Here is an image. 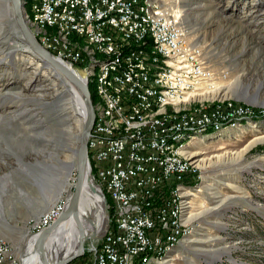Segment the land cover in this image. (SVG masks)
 <instances>
[{
	"label": "rangeland",
	"instance_id": "374dc122",
	"mask_svg": "<svg viewBox=\"0 0 264 264\" xmlns=\"http://www.w3.org/2000/svg\"><path fill=\"white\" fill-rule=\"evenodd\" d=\"M157 2L173 11L184 29L186 40L201 48L205 59L204 74L207 76L205 83L214 84L213 90L199 96L187 107L199 112L200 108L211 109L215 105L221 106V103L224 106L240 103L253 110H264V0ZM26 10L23 3V14ZM26 22L35 36L34 26ZM0 32V42L10 47V40ZM69 41L74 44V40ZM5 55L0 47V59ZM6 61L0 63L1 115L14 118L16 110L33 105L42 112L46 106L29 97L41 99L43 95L44 99L55 102L58 92L66 87L68 102L64 106L69 108L71 116V128L63 131L69 139V151L66 148L49 149L51 146L41 148L34 134L42 128L33 112H25L13 119L15 132H3L0 127V252L3 246L9 250L7 245L10 242V252L21 264L19 251L21 246L25 250L27 234L32 230L28 221L43 214L44 208L57 199L51 180L55 167L61 163L52 157L62 158L65 153L73 155L74 136L83 116L78 114L81 111L76 112L72 95L74 87L61 76H53L30 53L21 51L13 62ZM36 73L39 79L37 87H43L41 90H36L35 86L31 88L30 81ZM89 85L96 96L94 123L103 97L91 83ZM240 90L255 95L257 103H246ZM167 109L172 112L171 108ZM73 111L77 113L74 116ZM51 128L55 135V125ZM189 138L185 140L183 153L194 165L187 172L202 176L191 179L192 183L178 181L187 188L185 190L191 199L187 219L192 229L173 250L149 264H264V116L247 118L235 126L192 133ZM72 140L73 143L70 142ZM64 142L55 145L65 147ZM194 151L198 153L193 154ZM88 159L93 160L90 154ZM90 164L92 176H96L95 162ZM72 172L74 176V167ZM98 180L96 176V184L109 199L110 224L113 200ZM90 243V239L86 240L85 247ZM0 257L4 254L0 253ZM81 257L68 264H77Z\"/></svg>",
	"mask_w": 264,
	"mask_h": 264
},
{
	"label": "bare ground",
	"instance_id": "6f19581e",
	"mask_svg": "<svg viewBox=\"0 0 264 264\" xmlns=\"http://www.w3.org/2000/svg\"><path fill=\"white\" fill-rule=\"evenodd\" d=\"M27 1L28 0H22L23 3ZM95 1L96 0H85L87 18L89 17L91 20H98V16L100 15L99 8L95 6ZM142 1L144 3L143 8L142 6L134 8V20L142 19V21L146 23V27H149L155 32L138 33L137 37L127 34V30L116 27L113 22L106 20L99 21V29L101 31H96V34H90V36L87 37L86 34H80V29L76 28V26L64 25L60 18L48 21L44 20L40 15L36 16L33 8L34 4L32 3L34 0L30 1L31 12L26 10L24 13L26 20L29 21L30 24L34 26L33 29L35 28L36 30V39L42 38L53 44L57 50L71 52L81 57L85 66L82 70L85 72L86 82L88 85L91 83L98 94L102 95L103 103L100 105L98 118L94 122L99 127H94L93 129V134L90 136L91 144L101 143L103 130L107 132L110 131V133L118 136H124L127 131L139 133L145 129H154L157 125L168 126L174 121L189 118L191 116L201 117L205 115V113L215 112L216 107L219 112L233 109L232 105L229 103L228 106H224L225 104L223 105L221 103V106L219 104L211 109L200 108L199 112L191 111V109L187 107L191 102H195L199 96L209 93V90H213L214 88L213 83H205L207 76L204 74L205 59L203 58L202 50L199 46L189 43L186 40L184 29L180 27L178 18L173 11H169L159 5L157 0ZM31 14H34L33 21H31L30 18ZM158 32H162L164 37H158ZM73 36L76 40L74 38V44L72 45L69 40ZM166 37L171 38L174 48H172V43L169 38ZM106 40H113L116 45H120L121 49L108 47L106 45ZM138 40H140L142 44V50L148 52L149 57L155 58L160 57V55H168V57H163L164 65H171L173 61H179V66L175 68V79L168 80L170 68L147 70L145 76L148 89H155L157 85L160 88H165L166 94H159L157 89L149 90V95L146 97V104H143V101H141L143 99V93L141 91L138 92L131 89V87H128V84L120 86L119 79L115 77L117 65L121 68L129 67V61L125 59L126 50H137L139 48ZM156 41H158V43H156ZM142 50L135 51L137 70L144 69L145 66L144 53ZM180 50L187 52H181ZM190 59L192 62L198 64V70L195 74H188ZM186 74H188L187 77H185ZM195 81L197 85L196 83H188ZM175 84L176 91H174ZM72 95L74 96L73 102L76 104V112L81 111L80 113L84 115L75 88L72 91ZM123 102H126V107L129 111L122 110L119 103ZM97 107L99 106L97 105ZM168 107L172 109L171 113L168 112ZM239 107L240 109H246L251 114L235 117L228 123L222 125H220L219 122H212V124L205 127L189 126L180 129L176 133L166 134L155 150L156 160L179 164L182 167H186V171H188L194 164L192 160L183 153V147L186 138L188 139L192 133H203L206 130H216L228 126H235L247 118L264 116V110L260 108H258L259 110H253L250 106H247V104L244 105L240 103ZM113 115L116 120L113 119ZM94 118L96 117L94 116ZM88 152H90V158L95 160L94 151ZM197 153L198 151H194L193 154ZM63 156L62 158L58 156L52 157L53 160H57L61 163L59 167H55L56 169L51 180V188L56 198L64 193L69 197L74 180V176L72 175L74 164L71 160L73 159V155L65 153ZM145 158L146 162L154 161L153 154H145ZM94 162V172L99 179L98 181L102 187H105L107 193L109 192V198L111 197L110 199L113 200L111 203L114 211L110 219L112 224L116 225L117 197L115 196L111 184L107 183V175L98 174V165L96 161ZM180 182L181 181L177 180L173 183V186L174 184L175 186L170 195L171 199H169L171 206V229L172 231L177 230L176 238L156 237V239L154 238L156 246L151 250V259L132 257L119 264H149L153 259L157 260L173 250L181 238L191 232L192 224L187 219L189 209L191 208V199L189 200L188 198V190H185L187 188L180 185ZM83 192L78 203L77 213L63 221L46 241L47 258L51 256L69 255L78 246V239L82 232L86 233L92 231L94 228H99L102 225V211L96 198L92 196L87 189ZM44 213L28 221L32 229L37 225L39 220L43 219ZM33 241V236L29 235L26 242L27 246L24 250L25 256L23 257V264H35L31 257L34 246ZM0 253H3L5 257L6 254L9 253V250L3 246ZM84 253V257H91V255L96 254V247L89 248V250ZM10 255L12 259L11 264H19L12 252H10Z\"/></svg>",
	"mask_w": 264,
	"mask_h": 264
},
{
	"label": "built area",
	"instance_id": "2783aa9c",
	"mask_svg": "<svg viewBox=\"0 0 264 264\" xmlns=\"http://www.w3.org/2000/svg\"><path fill=\"white\" fill-rule=\"evenodd\" d=\"M95 6L99 8L100 12L98 20L87 18L85 0H34L33 8L36 16L40 15L48 21L60 18L64 25L76 26L80 29V34H86L87 37L90 34H96V31H101L99 21L105 20L113 22L116 27L127 30V34L135 35V37L138 33L155 32L146 27V23L142 19L134 20V8L137 6L143 8L142 0H96ZM158 37H164L162 32H158ZM166 38L171 41L170 37ZM36 40L50 53L71 63L72 66L80 69L84 67V62L78 55L57 50L53 44L42 38ZM138 44L137 50H126L125 59H128L129 67L121 68L117 65L115 77L119 79L120 86L128 84L131 89L141 91L143 93L141 101L146 104L149 90L157 89L159 94H166L165 88H160L157 85L155 89H148L145 76L147 70L170 68L168 80L175 79V68L179 66V61H173L171 65H164L163 57H168V55L151 58L148 56V52L142 50L140 40H138ZM106 45L121 49L120 45H116L113 40H106ZM172 48H174L173 43ZM138 50L143 51L145 60L144 69L139 70L136 69L137 60L135 58V51ZM197 70L198 64L190 59L188 74H195ZM188 83H196L197 85L196 81ZM174 91H176V84ZM119 104L122 110H127L126 102ZM232 107V110L221 112L217 111L216 107L215 112L205 113L201 117L191 116L174 121L168 126L157 125L154 129H145L139 133L127 131L124 136L103 130L100 144L90 143V136L93 134L94 127H99L96 123H92L87 141L88 151H94L95 160L92 161L97 162L98 174L107 175V183L111 184L115 192L117 223L110 225L108 231L101 238L91 240L90 245L86 246L84 250L96 247V254L91 255V257H84L83 250L81 261L78 264H119L132 257L151 259V250L156 246L154 237L176 238L177 230L172 231L170 223L169 196L172 194L173 183L177 180L187 182L202 175L189 174L186 167L179 164L157 161L155 150L166 134L176 133L184 127H205L212 122H219L222 125L235 117L251 114L246 109H240L239 104L232 105ZM113 119L116 120L114 115ZM145 154H153L154 161L146 162ZM93 177L96 182V176ZM68 199L66 193L61 194L53 204L44 208L43 219L39 220L37 225L29 231V234H37L53 223L61 215ZM10 244L9 242L7 245L9 246V253L5 257H0V264H11Z\"/></svg>",
	"mask_w": 264,
	"mask_h": 264
},
{
	"label": "water",
	"instance_id": "95a60500",
	"mask_svg": "<svg viewBox=\"0 0 264 264\" xmlns=\"http://www.w3.org/2000/svg\"><path fill=\"white\" fill-rule=\"evenodd\" d=\"M0 31H2L5 35L4 37H6L7 40H10L11 42L10 47L5 44L3 46L2 42H0V47H2L3 51L6 52L5 57L0 59V63H2L4 60H7L6 63H8V61L11 63L15 60V56L19 52L27 51L32 56H34L36 60L43 63V67L49 69L53 76H61L62 79L67 80V82L75 88V92L79 97L82 110L84 111V115L78 112L79 115H83V121L74 139L76 144L75 148L73 149L75 177L70 190L71 194L69 196L68 203L61 212V215L53 223L45 227V229L41 230L37 234H29L30 236H33L34 240L31 257L35 264H67L77 259L78 256L82 254L85 248L86 240L101 238L110 227L108 202L104 192L101 191L99 186L94 181V177L91 173L90 160L88 159L87 139L91 132V126L95 116L92 96L89 92L86 82L85 72L82 69L72 66L71 63L53 55L38 43L25 20L22 0H0ZM38 81V74L36 73L30 81V83H32V89L34 86L36 87V90H41L43 88L37 87ZM62 89L63 90L58 92L57 97L54 100L55 102L44 99L43 95H41V99H38V96L29 97L32 101L40 100V105L46 106L42 111L43 113L38 111L37 107L33 105L30 107L26 106L22 110H16L14 118L11 116L8 118L7 114H0V127L4 129L3 132L6 130L15 132L16 127L12 123L13 119L19 118L21 114L25 112L28 113V111H30L33 112V116H37L36 122H38L42 128L39 133L34 134L36 142H39V144L42 145L41 148L45 146H51L49 149L56 150L58 148H66L69 151V148L67 147L69 139L63 131L69 129L68 127H70L71 124V116L69 108L64 106V104L68 102V95L66 92L67 88L63 87ZM241 93H243V91L240 90V94ZM243 94V96H245L244 101L246 103H257V100H255L257 99L255 95L252 96L248 95L247 93ZM74 114L77 113L73 111V116ZM6 117L8 119L4 120ZM53 125H55L56 128V133L54 132L55 135L53 134L51 128ZM62 141H66V143L64 142L65 147L61 145L57 147V145H55V143L58 144ZM4 142H7V139ZM70 142L73 143V140ZM85 189H87V191L96 198L101 208L103 217L102 225L99 228H94L92 231L86 233L82 232L78 239V246L69 255L55 257L51 256L50 258H47L46 241L63 221H65L71 215L77 213L78 203ZM23 248L24 246H21L19 251V258L21 259L22 264L24 261L23 257L25 256Z\"/></svg>",
	"mask_w": 264,
	"mask_h": 264
},
{
	"label": "trees",
	"instance_id": "16d2710c",
	"mask_svg": "<svg viewBox=\"0 0 264 264\" xmlns=\"http://www.w3.org/2000/svg\"><path fill=\"white\" fill-rule=\"evenodd\" d=\"M30 1H31V0H28V1L25 3V7L27 8V11H28V7H29V5H30ZM30 18H31V21H33V20H34V14H31ZM74 38H75V37H71V38H70L71 41L74 40ZM88 88H89V92H90V94H91V96H92V103L95 104L96 96H95V94H94L93 91H92V87H91V85H89ZM190 182L192 183V180H190ZM188 183H189V181H188ZM107 202L109 203V199H108V197H107ZM110 224L113 225L112 222H111V219H110Z\"/></svg>",
	"mask_w": 264,
	"mask_h": 264
},
{
	"label": "flooded vegetation",
	"instance_id": "af4514ba",
	"mask_svg": "<svg viewBox=\"0 0 264 264\" xmlns=\"http://www.w3.org/2000/svg\"><path fill=\"white\" fill-rule=\"evenodd\" d=\"M1 197H3V194H1Z\"/></svg>",
	"mask_w": 264,
	"mask_h": 264
}]
</instances>
